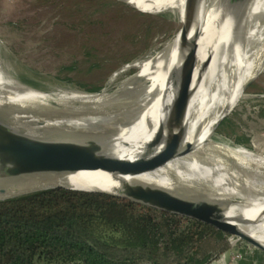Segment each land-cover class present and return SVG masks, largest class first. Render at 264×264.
Masks as SVG:
<instances>
[{
    "label": "bare ground",
    "instance_id": "bare-ground-1",
    "mask_svg": "<svg viewBox=\"0 0 264 264\" xmlns=\"http://www.w3.org/2000/svg\"><path fill=\"white\" fill-rule=\"evenodd\" d=\"M120 1L146 13H176L183 20L184 0ZM190 1L201 9L195 54L176 61V34L155 54L134 64L131 78L100 97L28 90L4 76L0 60V129L27 137L26 143L0 146V158L53 161L63 150L87 145L105 161L137 159L168 116L174 94L168 74L182 62L181 80L195 88L183 112L178 100L163 139L177 122L178 133L134 180L208 202L264 246V158L213 138L219 115L239 104L247 83L264 72V0H235L229 6L220 0ZM60 182L75 189L125 192L118 180L100 171L81 172ZM154 200L180 211L171 200Z\"/></svg>",
    "mask_w": 264,
    "mask_h": 264
},
{
    "label": "rangeland",
    "instance_id": "rangeland-1",
    "mask_svg": "<svg viewBox=\"0 0 264 264\" xmlns=\"http://www.w3.org/2000/svg\"><path fill=\"white\" fill-rule=\"evenodd\" d=\"M128 5L116 0H0L2 73L28 90L48 94H91L93 88L101 89L97 97L113 92L133 76L134 64L163 48L179 30L172 12L143 14ZM259 76L239 104L219 115L217 124L227 118L213 138L264 158V72ZM231 238L217 264H264V253L241 241L231 248Z\"/></svg>",
    "mask_w": 264,
    "mask_h": 264
},
{
    "label": "trees",
    "instance_id": "trees-1",
    "mask_svg": "<svg viewBox=\"0 0 264 264\" xmlns=\"http://www.w3.org/2000/svg\"><path fill=\"white\" fill-rule=\"evenodd\" d=\"M228 237L111 195L57 189L0 201V264H212Z\"/></svg>",
    "mask_w": 264,
    "mask_h": 264
},
{
    "label": "water",
    "instance_id": "water-1",
    "mask_svg": "<svg viewBox=\"0 0 264 264\" xmlns=\"http://www.w3.org/2000/svg\"><path fill=\"white\" fill-rule=\"evenodd\" d=\"M116 1L128 5V3L120 0ZM180 1V3H182L183 0ZM232 1L235 0H220V2L226 4V6H229ZM183 3V20L180 21L175 13V19L179 25L177 34L180 38L176 52V61H178L179 58L182 59L184 55L189 58L195 54L196 39L194 34L198 30L197 23L201 17V9H199L198 6L192 5L190 0H184ZM215 3L216 1L213 2V4ZM262 7H264V1ZM132 8L143 14H152L138 10L134 7ZM206 11L207 10H205V14ZM237 17L242 18L240 16ZM183 70L184 63L182 64L181 62L179 68L173 69L168 74V78H172L174 86L173 100L169 107L168 116L161 123L159 122L151 141L145 145L144 153L137 159L105 161L99 158L98 152H96L93 147L87 145L80 146L76 150H63L53 161L23 159L8 160L0 158V201L57 189L78 193L111 195L160 211L208 224L232 237H236L241 242L253 246L260 252L264 253V246L256 242L248 234L237 227L235 222L229 220L225 213L219 208L179 190L170 191L157 185L146 184L134 180V178L142 175L144 169L172 144L178 133L180 126L179 122L171 127L169 135L166 139H163V134L166 127L170 124L173 110L176 107L178 100L179 110L183 112L188 106L195 88L192 82L187 84L182 82ZM259 77L247 83L244 87V93H246L249 87ZM31 89L36 90L34 88ZM93 94L98 93H91V95ZM256 97L260 98L262 96ZM226 118L216 125L215 133ZM26 142L27 137L23 133L0 129L1 147L7 148L12 144H22ZM99 171L107 173L111 175L113 179L118 180L121 186L125 188V192L122 194L110 193L98 190L97 188H94L97 190L75 189L60 182L65 177L81 172ZM85 183H88L91 186H98L97 182L92 180H86ZM154 199H159L161 201L171 200L180 211H174L165 208L162 205H157L155 203L157 200ZM149 200H152L153 203ZM237 223L239 224V222Z\"/></svg>",
    "mask_w": 264,
    "mask_h": 264
},
{
    "label": "built area",
    "instance_id": "built-area-1",
    "mask_svg": "<svg viewBox=\"0 0 264 264\" xmlns=\"http://www.w3.org/2000/svg\"><path fill=\"white\" fill-rule=\"evenodd\" d=\"M234 238H235V237H232V238L230 239L231 248L236 247V246L238 245V243L240 242L239 239H235V240H234ZM222 256H223V255H222ZM224 257H225V255L223 256V258H224ZM223 258H221V259L219 258V259L215 260L212 264H217V263L219 262V260L222 261ZM253 264H257V263H253Z\"/></svg>",
    "mask_w": 264,
    "mask_h": 264
}]
</instances>
